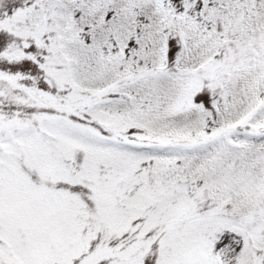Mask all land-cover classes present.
<instances>
[{"label":"snow or ice","instance_id":"1","mask_svg":"<svg viewBox=\"0 0 264 264\" xmlns=\"http://www.w3.org/2000/svg\"><path fill=\"white\" fill-rule=\"evenodd\" d=\"M0 264H264V0H0Z\"/></svg>","mask_w":264,"mask_h":264}]
</instances>
